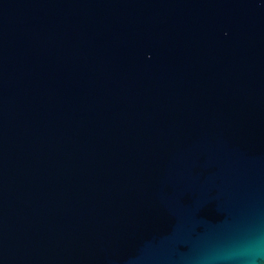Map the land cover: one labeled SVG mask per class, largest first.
I'll use <instances>...</instances> for the list:
<instances>
[{
    "label": "water",
    "instance_id": "1",
    "mask_svg": "<svg viewBox=\"0 0 264 264\" xmlns=\"http://www.w3.org/2000/svg\"><path fill=\"white\" fill-rule=\"evenodd\" d=\"M0 264H264V0H0Z\"/></svg>",
    "mask_w": 264,
    "mask_h": 264
}]
</instances>
